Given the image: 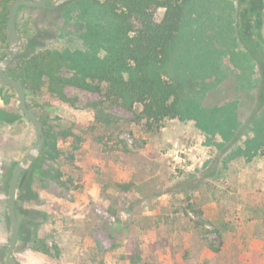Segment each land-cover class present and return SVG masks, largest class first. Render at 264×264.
I'll use <instances>...</instances> for the list:
<instances>
[{"label": "rangeland", "instance_id": "1", "mask_svg": "<svg viewBox=\"0 0 264 264\" xmlns=\"http://www.w3.org/2000/svg\"><path fill=\"white\" fill-rule=\"evenodd\" d=\"M2 1L7 0H0V9ZM64 1L48 0L47 5L57 3L56 8ZM162 14V9L156 12L158 21ZM17 17V55L23 58L32 53L29 38L39 30L49 33L47 47L76 42L69 35L73 24L58 13L42 16L19 9ZM228 17L223 16L224 24ZM5 33L0 29V58L10 48L1 40ZM261 36L264 49V23ZM222 50L219 76L206 79L209 85L197 103L212 107L234 101L245 124L257 107L259 68L247 45L227 40ZM64 94L72 105L45 89L25 93L45 129L71 128L81 140L60 142L62 155L44 165L60 172L59 183L35 176L28 183L38 198L19 204L47 215L38 238L50 250L43 254L31 242L17 241L13 257L18 264H264V150L251 158L238 151L250 132L244 130L234 143L225 144L218 133L202 132L193 120L176 118L145 133L132 122L133 114L120 107L111 109L120 119L115 128L92 129L88 105L100 96L76 87H66ZM17 104L14 90L2 88L0 110L16 118L9 125L0 122V264H7L11 231L3 221L5 181L35 141L34 127ZM116 182H132V194L120 195Z\"/></svg>", "mask_w": 264, "mask_h": 264}, {"label": "trees", "instance_id": "2", "mask_svg": "<svg viewBox=\"0 0 264 264\" xmlns=\"http://www.w3.org/2000/svg\"><path fill=\"white\" fill-rule=\"evenodd\" d=\"M8 2L10 0L2 1L0 9V29L4 31ZM229 2L223 5L222 0H66L56 8L21 7L42 16L58 13L73 24L75 30L69 35L71 41L76 42L63 48H51L45 46L50 37L48 31L33 32L28 42L32 53L26 58L17 55L5 72L22 83L26 96L45 89L49 95L71 104L64 94L66 87L97 94L100 100L88 105L93 112L92 129L95 126L115 128L120 119L111 112L114 107L131 112L132 122L140 125L145 133L159 130L166 120L186 118L193 120L202 132L218 133L225 144L234 143L244 130L250 132L238 151L251 158L264 150L261 36L264 0ZM159 9L163 14L158 21L155 16ZM224 15L230 16L225 24ZM230 21H233L232 27ZM226 25L223 31L221 26ZM16 31L19 32L17 16ZM1 40L6 43L5 34ZM227 40L247 45V54L259 68L257 107L245 124L239 120L234 101L212 107L197 103L209 85L206 79L217 80L219 76L222 48ZM230 53L232 60L234 52ZM4 87L12 89L1 84L0 91ZM26 105L35 114L27 102ZM15 118L13 113L0 110V122L9 125ZM37 119L44 145L38 158L20 176L15 211L20 224L18 241L31 242L34 250L49 254L46 241L38 238L39 226L47 215L35 209H24L19 202L37 200V194L30 193L28 187L34 176L41 181L60 182V172L44 165L47 161L56 162L62 155L60 142H67L71 137L78 142L81 139L71 128L45 129L44 122ZM72 149L77 150L78 146ZM14 170H9V181ZM7 183L8 180L6 187ZM114 187L120 195L128 196L134 184L116 182ZM196 213L201 216L200 212ZM3 221L11 225L6 212Z\"/></svg>", "mask_w": 264, "mask_h": 264}, {"label": "water", "instance_id": "3", "mask_svg": "<svg viewBox=\"0 0 264 264\" xmlns=\"http://www.w3.org/2000/svg\"><path fill=\"white\" fill-rule=\"evenodd\" d=\"M48 0H15L11 3L8 9L7 20L5 24V40L10 45L8 51L0 58V83L5 86H11L17 97V107L18 110L26 117L30 124L34 127L35 131V141L30 148V150L24 155L20 163L17 165L13 171L9 186H8V198H7V215L11 223V231L8 240V245L5 250V262L7 264H17L14 257L13 251L17 244L20 224L16 217L15 211V200L16 191L18 186V181L23 172H25L31 165L33 161L40 155L43 145L44 137L42 133V127L32 110H30L26 105L25 90L22 83L19 80L9 77L6 74V67L12 61L14 57L19 52L21 37L16 31V16L21 7L28 8H53L57 5L52 6L47 5ZM62 1V0H60Z\"/></svg>", "mask_w": 264, "mask_h": 264}]
</instances>
